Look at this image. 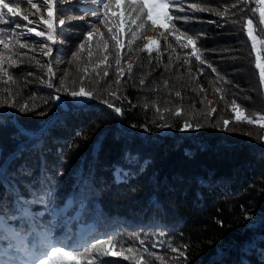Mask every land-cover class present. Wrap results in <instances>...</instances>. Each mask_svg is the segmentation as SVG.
Returning a JSON list of instances; mask_svg holds the SVG:
<instances>
[{"label":"trees","instance_id":"1","mask_svg":"<svg viewBox=\"0 0 264 264\" xmlns=\"http://www.w3.org/2000/svg\"><path fill=\"white\" fill-rule=\"evenodd\" d=\"M193 4L205 11L193 13ZM255 6L254 0H184L172 6L184 11L171 14L191 22L176 19L175 33L167 28L160 49L150 55L141 48L150 22L142 29L126 23L120 36L125 46L118 49L109 32V27L113 32L116 28L102 16L95 21L83 8L65 23L62 35L57 29L61 41L53 45L49 60H41L37 44L31 42L35 36L23 37L32 50H14L18 54L12 59L19 66L8 69L13 82L0 72V101L12 105L0 104V125H5L0 126V203L9 204L5 180L15 178L18 193L29 202L24 207L31 223H10L18 228L52 226L62 238L81 243L93 236L117 239L133 249L138 244L128 237L140 233L149 250L164 257V264H264V126L233 122L232 110L235 101L249 117L264 115V81L256 67L264 61L258 44L264 28ZM68 12L59 16L65 19ZM110 15L119 13L112 8ZM248 19L257 28L255 46L246 34ZM88 32L94 33L90 41ZM175 36L194 38L205 63ZM48 67L54 72L53 87L46 86ZM65 87H84L96 99L62 111L58 103L71 99ZM58 94L61 101L53 100ZM104 101L120 107L123 115ZM23 103L36 107L21 112ZM177 109H182L179 116ZM224 120L230 121L228 130ZM185 121L202 127L181 131ZM160 124L170 125L172 133ZM43 129L48 132L42 136ZM98 138L102 145H97ZM18 146L27 149V176L14 171L21 163L13 157ZM128 154L136 159L127 161ZM141 165L143 170L137 171ZM114 169L129 173L127 182L114 183ZM161 232L165 235L159 236ZM157 239L164 241L163 248L151 247ZM169 248L184 252L187 259ZM109 260L126 262L120 257Z\"/></svg>","mask_w":264,"mask_h":264},{"label":"snow or ice","instance_id":"2","mask_svg":"<svg viewBox=\"0 0 264 264\" xmlns=\"http://www.w3.org/2000/svg\"><path fill=\"white\" fill-rule=\"evenodd\" d=\"M184 0H70V3L75 6L84 4L83 11H91L92 15L100 19L103 17V22L106 24H111L116 28V31H112V27H109V32L112 35V39L115 41L118 49L124 47V42L121 40L120 36L124 30V25L129 23L134 25L137 29L144 28L147 22H151L153 27L157 26L158 21H163V26L168 28L169 31L175 33V20L181 19L185 25L190 23L186 17H173L172 11H184L183 8L175 9L172 6L182 4ZM247 3V0H244ZM258 4L264 5V0H256ZM25 4L30 6L32 9L39 11V5L42 4L46 6L47 19L43 15L39 17V24L35 26H29L33 22L30 20L28 15H24L21 9V5ZM123 7V12H120ZM54 8L58 12L66 11L64 7L63 0H39L38 3H34V0H14V2H9V0H0V25L5 27H0V72L4 75H8V69L18 67L16 61L12 59V56L18 53L14 51L15 49H26L31 51L30 46L22 41L23 37H40L47 41L43 44L41 48V54L45 57H51L54 49L52 45L60 43L56 39L55 33L57 29L63 30L65 25V20L60 19L58 23H54L53 15ZM112 8L117 9L119 15H110V10ZM193 13L205 11V9L197 8L196 5L190 6ZM259 16L262 22H264V7L259 9ZM8 17V19H5ZM247 35L251 37L253 41V46L256 43V36L253 35V21L251 19L247 20ZM169 25L171 27L169 28ZM43 27V30H39ZM10 28V31H9ZM183 35V34H182ZM94 36L93 32H88L86 35V40L90 41ZM133 39L137 38L136 31L131 32ZM175 39L179 41L183 48H191L192 55L200 60V56L197 55L196 40L192 37H187L186 40H181L180 36H175ZM131 41H129V44ZM84 43H81L79 47L84 48ZM107 46V45H105ZM145 50L150 54L154 49L149 45H145ZM27 55V52L24 53ZM259 55H257V60ZM7 61V67H5V62ZM201 63H205L200 60ZM116 64H120V60H116ZM132 65L127 66L128 72L132 70ZM213 72L216 69L211 65H208ZM256 67L260 69V77L264 81V65L259 63ZM202 71V69H201ZM47 73L49 75L47 87H53L52 77L54 76L53 69L51 67L47 68ZM31 75V73L29 74ZM108 73L105 72V76ZM118 75L123 76L124 73L118 70ZM8 81L13 82V77L8 75ZM119 82V81H118ZM63 83V81H62ZM141 84L144 81L141 80ZM59 92V90H57ZM219 91V89H217ZM64 94L69 96L71 99L68 101H63L58 103L57 107L62 111H69L68 105L75 108H83L85 106V101H90L96 99L93 91L85 90L84 87H80L79 90L69 91L66 87L64 89ZM113 96L117 93L113 92ZM177 97L181 96L180 92H176ZM53 100L61 101L60 95L53 97ZM117 115L122 116L123 111L120 107H116L113 104H109L108 101H104ZM3 106L9 105L8 101L5 99L0 101ZM232 110L234 112L233 122H247V123H261L264 126V115H259L255 119L243 114V110L240 106L232 101ZM36 105L32 108L28 107L27 103H23L19 107L21 112H29L35 109ZM147 107V105H145ZM157 111L159 108L157 106ZM215 109L212 110L215 113ZM182 113V109H177L175 115L179 116ZM45 115L46 113H40ZM4 115H7L6 113ZM223 125L226 130H228V125L230 121L224 120ZM5 126V125H0ZM161 128L170 127L167 124L158 125ZM135 127V125H133ZM192 127L200 128L201 124H191L188 121L183 122V127L181 131L188 130ZM48 129L42 130V136L46 135ZM117 132L121 135L124 134L122 128H118ZM18 134L24 136L25 133L22 130H18ZM97 145H102V140L97 139ZM35 149V145L32 146ZM27 151L25 147L18 146L16 152L13 153L14 162L16 160L21 161L17 168L14 170L19 175L27 176L30 174V169L27 163L24 162V153ZM94 151L98 154L99 148L94 146ZM186 155H191V153H186ZM125 159L129 162L134 161L136 158L132 157L130 154L125 156ZM46 168V164H45ZM143 165H141L137 171H142ZM113 182L121 183L127 182L129 179V173L122 172L120 169H114L113 171ZM47 183L51 186V178L48 177ZM9 188V204L4 205L0 203V264H114L112 260H106V257H120L128 264H150L148 259L145 257H150L154 261H160L164 264V257L157 255L155 251H150L148 243L145 239L141 238L140 233H132L129 235L128 239L135 241L138 244L136 249L132 247H125L121 242L115 239L101 240L98 236H93L91 239L84 240L83 243L74 240L72 237H61L58 232L53 230V227L39 228L35 224H31L29 227H24L21 225L19 228L11 221H20L24 219V224H30L29 210L24 207L27 203L23 194H19L17 189L19 186V181L15 178H9L5 180ZM2 200V198H0ZM42 202V201H41ZM155 203V201H153ZM14 208V210H13ZM165 233H159V236H164ZM83 239V238H82ZM95 241V242H94ZM151 247L163 248L164 241L159 239L155 240ZM119 248V250H116ZM185 250L187 245L184 246ZM169 251L176 253L178 256L187 259L184 252H181L177 248H169ZM118 264V262H117Z\"/></svg>","mask_w":264,"mask_h":264},{"label":"rangeland","instance_id":"3","mask_svg":"<svg viewBox=\"0 0 264 264\" xmlns=\"http://www.w3.org/2000/svg\"><path fill=\"white\" fill-rule=\"evenodd\" d=\"M255 2H256V0H254ZM9 2H14V0H9ZM34 3H38L39 4V0H34ZM63 3H64V7H65V9H67L66 11L68 12V9H71L68 13H67V15H65L66 17H65V19H63L61 16H59V12L58 11H56V9L54 8V15H53V20H54V23H58V21L60 20V19H63V20H65V22H68L69 20H70V18H72V17H75V16H77V10H79V8H83L84 6H86V5H84V4H81V5H79V6H75V5H72L71 3H70V0H63ZM261 7H264V5H261V4H258L257 2H256V6H255V9L257 10V12H258V14H259V9L261 8ZM21 9H22V12H23V14L24 15H28L29 16V18H30V20L33 22L31 25H29L30 27L31 26H35L36 24H39V17L41 16V15H43L44 16V18L45 19H47L48 17H47V15H46V6H44V5H42V4H40L39 5V11H37L36 9H32L30 6H28V5H25V4H22L21 5ZM117 10V9H116ZM120 12H123V7L121 8V10H120ZM260 17V16H259ZM5 19H8V17H5ZM94 19H97V18H94ZM95 21H98V19L97 20H95ZM260 21H261V19H260ZM163 21H158L157 22V26L156 27H153V26H151L149 29H148V31L146 32V35L144 36V38H143V40H142V43H141V48L143 49V50H145V45L147 44V45H149L150 47H152L153 49H154V51H152L150 54H152V53H154L155 51H157L158 49H160V43H161V39L163 38V37H165V35H166V32H167V28H165L164 26H163ZM150 24H151V22H150ZM261 24H262V27L264 28V22H262L261 21ZM0 26H4V25H0ZM5 27V26H4ZM67 28V26L66 25H64V27H63V30H61L60 31V33H59V35H62V32L63 31H65V29ZM124 28H125V26H124ZM39 30H43V27H41ZM9 31H10V28H9ZM257 31V28H256V26H253V35H254V33ZM37 39L36 40H31V42L33 43V44H37V49H38V51H39V54H40V58H41V60L42 59H51V57L49 58V57H45V56H43L42 54H41V48L43 47V44L44 43H47V41H43V40H41L42 38H40V37H36ZM57 40H59V41H61V36H60V38H59V36L57 37ZM42 41V42H41ZM57 44H59V43H57ZM259 47H260V50L261 49H263V51H264V41L262 40V38H261V40L259 41ZM52 47H53V45H52ZM146 51V50H145ZM147 52V51H146ZM147 54H149L148 52H147ZM149 54V55H150ZM259 64H261V65H264V61H260V63ZM11 113L13 114V116H14V120H15V122H16V124L18 125V127H20L21 129H23L24 127H22L21 126V124H20V121L18 120V118H17V116H16V111L15 110H13L12 109V111H11ZM167 131V134H171L172 133V128L171 127H167V129H166ZM71 170H72V168H71ZM1 186V185H0ZM130 221H129V226H130ZM117 240V239H116ZM116 250H119L118 248L116 249ZM155 252H157V251H155ZM112 258H117V257H106L105 259L106 260H109V259H112ZM146 259V258H145ZM124 262H125V260H124ZM126 262H128V261H126ZM125 262V264H128V263H126Z\"/></svg>","mask_w":264,"mask_h":264},{"label":"water","instance_id":"4","mask_svg":"<svg viewBox=\"0 0 264 264\" xmlns=\"http://www.w3.org/2000/svg\"><path fill=\"white\" fill-rule=\"evenodd\" d=\"M263 41H264V40H263ZM7 112H8V111H7ZM50 123H51V122H50ZM50 123L48 124V126L50 125ZM48 126H47V127H48ZM43 130H44V129H43ZM41 132H42V131H41ZM41 132H40V133H41Z\"/></svg>","mask_w":264,"mask_h":264}]
</instances>
